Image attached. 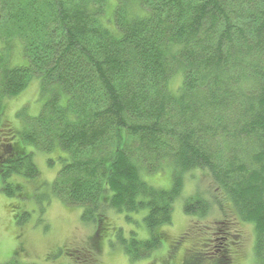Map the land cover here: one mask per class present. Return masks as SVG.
Segmentation results:
<instances>
[{
	"label": "trees",
	"instance_id": "16d2710c",
	"mask_svg": "<svg viewBox=\"0 0 264 264\" xmlns=\"http://www.w3.org/2000/svg\"><path fill=\"white\" fill-rule=\"evenodd\" d=\"M4 22L27 63L1 69V190L24 197L40 175L33 155L61 148L69 156L50 196L83 208L91 252L110 212L144 211L149 237L117 224L110 239L140 261L167 238L187 176L202 171L204 187L183 201L202 243L184 264H236L241 222L264 264V0H0ZM34 76L49 97L16 139L3 99ZM167 167L169 189L144 180ZM214 208L223 217L206 224Z\"/></svg>",
	"mask_w": 264,
	"mask_h": 264
},
{
	"label": "rangeland",
	"instance_id": "374dc122",
	"mask_svg": "<svg viewBox=\"0 0 264 264\" xmlns=\"http://www.w3.org/2000/svg\"><path fill=\"white\" fill-rule=\"evenodd\" d=\"M3 26H0V32H4L9 27L5 22ZM6 41L9 39L0 34V75L1 69L9 67L11 63L12 65L27 63V59L23 56L24 39ZM174 84L176 85V81ZM40 88L41 79L34 76L20 93L3 99L4 124L14 130L16 139H19L18 131L23 129L27 119L39 115L49 97V95L44 97ZM64 155L69 156L61 148L48 153L37 150L33 156L40 169V175L34 181L24 182V197L9 196L0 189V263L16 257L19 261L36 264H83L80 255L85 258L87 252L88 258L93 255L97 264H184L185 257L202 243L201 237L195 235L192 229L196 217L185 214L183 209V201L199 190L196 185L200 184L204 187L206 182L204 181L206 175L202 171H195L187 176L183 194L175 203L171 225L165 226L167 238L151 256L140 261H132L119 247H113L114 249L110 247L111 235L112 232L114 233L112 225L121 224L126 234L136 229L140 237L150 236L142 219L144 211L131 214L134 220L124 217L125 213L118 215L110 212V224L100 238L99 249L89 251L95 229L81 219L83 208L68 206L62 200L50 196L51 185L62 168L61 157ZM143 178L152 185L169 189L172 184V171L167 167L156 174L147 173ZM14 179L20 178L14 177ZM1 185L0 179V187ZM222 217L220 211L214 208L204 221L213 225L214 221ZM240 225L243 241L241 245L233 248L237 250L234 253L236 264H254L253 225L249 222H241Z\"/></svg>",
	"mask_w": 264,
	"mask_h": 264
},
{
	"label": "bare ground",
	"instance_id": "6f19581e",
	"mask_svg": "<svg viewBox=\"0 0 264 264\" xmlns=\"http://www.w3.org/2000/svg\"><path fill=\"white\" fill-rule=\"evenodd\" d=\"M245 247H247V246H245Z\"/></svg>",
	"mask_w": 264,
	"mask_h": 264
}]
</instances>
